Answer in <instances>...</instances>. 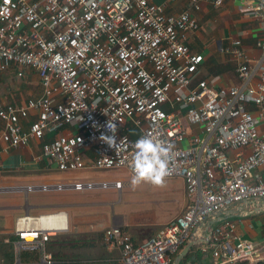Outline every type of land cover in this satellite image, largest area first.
I'll use <instances>...</instances> for the list:
<instances>
[{
  "label": "built area",
  "instance_id": "built-area-1",
  "mask_svg": "<svg viewBox=\"0 0 264 264\" xmlns=\"http://www.w3.org/2000/svg\"><path fill=\"white\" fill-rule=\"evenodd\" d=\"M204 2L220 8L225 0L190 5L200 11ZM242 7L264 30V1L247 0ZM198 29L189 11L168 14L154 0H0V72L15 70L23 78L24 69H32L43 88L37 99L0 108L4 151L52 136L42 157L59 171L87 168L84 153L92 151L91 167L126 168L133 175L129 164L138 138L151 134L172 148L166 179L184 180L188 209L140 245L122 228L108 229L104 243L120 249L121 264H172L183 246L205 242L222 264L254 263L264 255L238 236L237 223L228 218L200 236L208 218L264 199V175L258 174H264V42L258 43V59L243 56L240 39L221 48L239 62V84L217 87L218 78L197 82L204 56L193 54L186 41ZM32 112L37 116L26 130L21 122ZM109 121L117 125L118 147L99 138L113 135ZM195 125L203 136L193 132ZM67 127L77 133H61ZM122 185L86 181L27 189L91 192ZM48 216L52 224L42 221ZM68 228L64 212L17 218V258L38 252L41 264H54L47 243L52 233Z\"/></svg>",
  "mask_w": 264,
  "mask_h": 264
},
{
  "label": "crops",
  "instance_id": "crops-1",
  "mask_svg": "<svg viewBox=\"0 0 264 264\" xmlns=\"http://www.w3.org/2000/svg\"><path fill=\"white\" fill-rule=\"evenodd\" d=\"M244 1L247 0H225L224 5L220 8H214L211 3L204 2L201 5V10L195 11L191 8L190 0H154L156 4L164 6L165 12L168 14L178 15L189 11L197 19L199 29L188 33L186 41L193 54L204 56L197 82L218 78L217 87H234L239 84L236 72L239 62L234 60L231 55L223 54L220 51L221 48L230 47L234 40H241L243 56L250 59H258L262 56V50L258 47V43L264 42V30L260 22L247 18L242 7ZM248 1L263 2L264 0ZM24 72L23 78H19L15 70L0 72V108L9 104H23L29 99H37L42 96L43 88L38 74L29 68L24 69ZM252 109L254 110V108ZM36 116L37 113L32 112L28 120L21 122L24 129L28 130ZM198 127L200 131L193 126V132L203 136L202 126ZM4 128L5 123L0 119V133ZM61 133L72 135L76 134L77 130L67 127L61 130ZM52 139V136H48L42 141H31L26 146L7 151L3 150V143H0L2 150L0 156V242L2 244L12 245L14 241L12 242L11 239H17L15 232L17 218L21 216L39 217L64 212L68 215V230L52 233L48 243L65 234L90 235L96 238V244L101 248L100 252L104 251L106 254V257L95 259L93 264H101L104 261L121 264L120 249H108L104 243L105 233L108 229L120 227L131 236L135 244L140 245L155 237L170 222L187 211L189 199L183 179H165L164 185L161 186L164 191L163 195L166 202L174 205L175 208L171 211L173 215H169L166 220L158 221L148 213L136 211L132 209L134 208L132 205L124 203V182L118 175L122 173L132 177L126 168H93L91 164L94 161V154L92 151H86L84 156L87 168L75 172L59 171L55 164H51L42 157L43 144ZM248 151V149L244 150L245 153ZM258 174L264 175L261 169L258 170ZM86 181L111 183L121 181L123 185L118 190L91 192L73 190L43 192L27 189L30 186L39 188L45 185H70ZM263 200L238 204L227 212H219L208 218L200 227V236H205L208 231L228 218L237 223L236 233L238 236L253 242L258 252L263 253ZM187 246L188 244L183 246L173 256L172 264H175L178 256ZM193 248L196 249L195 254L184 264H222L212 257L214 250L212 244L205 242L196 246L192 245L190 251ZM260 260H264V255Z\"/></svg>",
  "mask_w": 264,
  "mask_h": 264
},
{
  "label": "rangeland",
  "instance_id": "rangeland-1",
  "mask_svg": "<svg viewBox=\"0 0 264 264\" xmlns=\"http://www.w3.org/2000/svg\"><path fill=\"white\" fill-rule=\"evenodd\" d=\"M194 128L199 127L197 125ZM123 179L124 203L132 205L134 210L141 213H148L150 216L160 221L167 219L169 215H173L174 205L166 202L163 195L164 191L161 187L152 185L151 183H143L133 189L131 186V177L120 174ZM94 238V239H92ZM101 248L96 244V238L89 236H79L73 234H65L57 239H53L47 245V252L52 254L54 264H93L97 258L106 257L100 252ZM6 253H11L14 260L6 259ZM0 261L1 264H31L34 262L21 260L15 254L14 245L2 244L0 242Z\"/></svg>",
  "mask_w": 264,
  "mask_h": 264
},
{
  "label": "clouds",
  "instance_id": "clouds-1",
  "mask_svg": "<svg viewBox=\"0 0 264 264\" xmlns=\"http://www.w3.org/2000/svg\"><path fill=\"white\" fill-rule=\"evenodd\" d=\"M106 128L113 135L101 134L100 140L111 147H118L115 139L117 125L109 121ZM171 158L172 148L154 139L151 134L138 138L134 143V154L129 164L133 173L130 182L132 188L135 189L143 183H151L157 187L163 186L166 177L170 174Z\"/></svg>",
  "mask_w": 264,
  "mask_h": 264
},
{
  "label": "trees",
  "instance_id": "trees-1",
  "mask_svg": "<svg viewBox=\"0 0 264 264\" xmlns=\"http://www.w3.org/2000/svg\"><path fill=\"white\" fill-rule=\"evenodd\" d=\"M16 240H17L16 238L11 239L12 242L16 241ZM195 250L196 249L193 248L189 252V254L182 260L181 264H184L188 260H190L193 257V255L195 254ZM197 256L199 257L200 254L198 253ZM5 257H6V259L14 260V256L11 253H6ZM20 257H21V260L24 259L25 261L34 262V263H31V264H41L40 261H39V253L38 252H22ZM233 264H264V260H259V261L254 262V263H251V262H248V261H244V262H236V263H233Z\"/></svg>",
  "mask_w": 264,
  "mask_h": 264
},
{
  "label": "water",
  "instance_id": "water-1",
  "mask_svg": "<svg viewBox=\"0 0 264 264\" xmlns=\"http://www.w3.org/2000/svg\"><path fill=\"white\" fill-rule=\"evenodd\" d=\"M263 205H264V200H263ZM191 248H192V244H188L185 250L178 256L175 264H179L182 261V259L188 254Z\"/></svg>",
  "mask_w": 264,
  "mask_h": 264
},
{
  "label": "bare ground",
  "instance_id": "bare-ground-1",
  "mask_svg": "<svg viewBox=\"0 0 264 264\" xmlns=\"http://www.w3.org/2000/svg\"><path fill=\"white\" fill-rule=\"evenodd\" d=\"M48 219H50V220L48 221ZM42 221H43V222H48V223L50 222L49 224H52V223H53V221H52V217H49V216H48V217H44V218H42Z\"/></svg>",
  "mask_w": 264,
  "mask_h": 264
}]
</instances>
